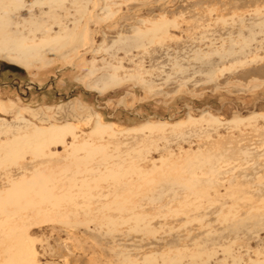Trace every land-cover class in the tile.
<instances>
[{"label": "rangeland", "instance_id": "rangeland-1", "mask_svg": "<svg viewBox=\"0 0 264 264\" xmlns=\"http://www.w3.org/2000/svg\"><path fill=\"white\" fill-rule=\"evenodd\" d=\"M34 1L0 40L34 38L32 19L87 36L26 65L2 53L0 144L71 125L75 145L104 151L76 173L66 134L0 166V191L38 169L58 194L55 209L8 218L0 264H264V0H68L54 20ZM166 21L155 38L136 33ZM98 121L111 132L92 133ZM115 164L144 173L110 181Z\"/></svg>", "mask_w": 264, "mask_h": 264}, {"label": "bare ground", "instance_id": "bare-ground-1", "mask_svg": "<svg viewBox=\"0 0 264 264\" xmlns=\"http://www.w3.org/2000/svg\"><path fill=\"white\" fill-rule=\"evenodd\" d=\"M66 1L68 0H35L34 3L39 6L47 5L49 7V12L44 13L43 15L47 16V19L54 20L55 17L52 15V13L50 14L51 9L54 6L61 7ZM90 1L91 0H72V2L77 4V6H79V9L81 11H85L86 6L89 5ZM23 4H24L23 0H0V31H2V29L5 30L11 24L12 22L11 18L13 14H17L20 11V9L23 7ZM22 22H23L22 24L28 23L31 25L32 30L30 31L32 33L30 32V34H33L34 38L27 39V38L18 37L13 41L7 39L0 40V56L2 55V53L4 54L8 52L11 54L14 53L15 51V53H17L16 55L13 54L14 56L10 57L11 55L9 54V56H5V57L9 59V61L12 62L15 61L23 65H26L25 61L27 58H33L35 56L41 57L46 54L54 52L53 48L51 49V47L52 45H55L58 42L61 43V41H66V40L82 41V39L87 36L85 34L86 27H83L81 31L77 32L78 29L77 25H75L73 29L70 30L68 33L64 31L62 32V34L56 33L54 36H50L48 35L50 30L45 26V23L42 20L32 19L28 22L25 20H23ZM166 24L167 21L161 23H152L151 27L148 28L146 31L138 30L136 33L140 38H146L148 36L150 37L152 36L151 38H155L157 33L161 31L166 26ZM35 32H41L43 36L40 39L35 40V36H34ZM9 45L11 46V48ZM63 46L64 44H61L60 48H62ZM110 129H111L110 125L102 124L99 122L95 124L92 133H99V134L109 133L111 132ZM66 134H69L73 139V142L70 144V147L72 149L70 156L72 158L71 163L73 165L74 164L76 165L75 172L79 174L82 173L87 174L92 172L93 170L87 168L88 167L87 165L90 164V162L93 160L94 155L103 154L104 147L101 145L100 146L93 144L91 145L88 142L75 145L74 141L77 138V135L75 134V127L71 125H64V126L54 125L47 128H35L33 131H31L28 134L17 136L12 141L6 142L4 144H0V151L3 152V156H4L3 158L0 159V166L4 167L5 164L14 163L17 158L21 157L22 150H29L31 154L35 156L38 154L43 155L44 150L47 149L51 144L60 143L62 145H65L66 143L64 142V140ZM79 150L84 152L85 155L83 157H78V155H75L76 152ZM107 159L108 161L110 160L108 156ZM128 168H129L128 170L127 169L123 170L119 164H115L112 166L111 170L109 171L105 170L106 168L104 169L108 173V175L107 174H106L107 176L104 175L105 171H103L102 172L103 177L106 176V178H110V181L111 179H114L116 180L115 182H117L119 179H121V177H125L128 175L130 176L132 173L133 174L138 173L139 175H142L144 173L141 172L139 169H137V167L135 168V166L134 167L131 166ZM94 172L97 173V171ZM32 175L33 176L30 178H26V176H23L17 179V181H11L9 183L8 189H3L0 191V216H4L5 218V220L0 221L1 222L0 228H2V226L5 223H7L8 218H10L11 216L19 218L18 219L19 221L22 220L28 221L29 220L28 216L27 219L26 218L22 219L23 214H25L26 212L31 213L33 217H37L40 214L48 211L49 207L52 209L56 208L58 194L54 192L55 189L57 188L56 186H54L55 184H52V182H54L53 181L54 178L50 176L51 174L46 175L44 174L43 170H38V169H36V172L33 171ZM101 179L103 178L101 177L100 180ZM78 180L80 179L78 178ZM91 180L92 179H83L81 181L80 187L81 188L86 187V185ZM76 181L77 179H74L73 183L75 184ZM47 182H50L51 186L50 185L48 186ZM70 183H68L69 186L67 187L68 189L71 190L73 184ZM68 191L69 190H67V192ZM72 191L73 190H71V192ZM83 193H85V191ZM61 197L63 196L61 195ZM122 200L121 198H118L115 199L114 202L118 205V202L119 203L123 202Z\"/></svg>", "mask_w": 264, "mask_h": 264}]
</instances>
